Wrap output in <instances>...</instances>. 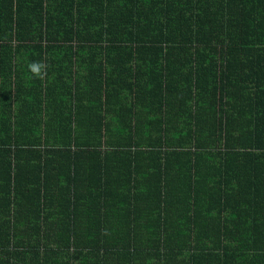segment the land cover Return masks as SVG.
Listing matches in <instances>:
<instances>
[{
	"label": "trees",
	"instance_id": "trees-1",
	"mask_svg": "<svg viewBox=\"0 0 264 264\" xmlns=\"http://www.w3.org/2000/svg\"><path fill=\"white\" fill-rule=\"evenodd\" d=\"M0 264H264V0H0Z\"/></svg>",
	"mask_w": 264,
	"mask_h": 264
},
{
	"label": "clouds",
	"instance_id": "clouds-1",
	"mask_svg": "<svg viewBox=\"0 0 264 264\" xmlns=\"http://www.w3.org/2000/svg\"><path fill=\"white\" fill-rule=\"evenodd\" d=\"M30 68H32L33 70L35 69V65H29Z\"/></svg>",
	"mask_w": 264,
	"mask_h": 264
}]
</instances>
